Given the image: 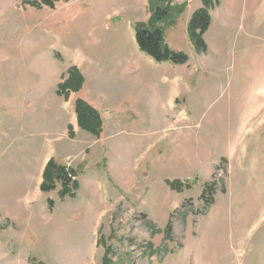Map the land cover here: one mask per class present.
<instances>
[{
	"label": "rangeland",
	"instance_id": "374dc122",
	"mask_svg": "<svg viewBox=\"0 0 264 264\" xmlns=\"http://www.w3.org/2000/svg\"><path fill=\"white\" fill-rule=\"evenodd\" d=\"M51 1L0 0V264H264V0H209L202 53L204 0L160 3L181 66L136 49L153 0Z\"/></svg>",
	"mask_w": 264,
	"mask_h": 264
},
{
	"label": "trees",
	"instance_id": "16d2710c",
	"mask_svg": "<svg viewBox=\"0 0 264 264\" xmlns=\"http://www.w3.org/2000/svg\"><path fill=\"white\" fill-rule=\"evenodd\" d=\"M59 1V0H58ZM156 2L153 11L151 13L150 19L147 24L139 25L135 30V42L138 49L150 57L156 63L168 62L174 65H184L188 62L187 56L183 52H176L168 48L164 41L163 28L161 25L166 26L165 20L169 15V8H161L160 3L170 4L172 0H153ZM43 6L49 8L53 7V1L51 0H41L40 2ZM203 8L195 11L191 16L187 33L190 41L192 42L195 51L202 53L205 50V44L203 42L202 36L205 34L210 25V16L208 14V7L210 5L209 0L203 1ZM163 23V24H162ZM72 73L77 70L72 69ZM79 78L77 72L74 74L72 83L65 82L59 85V89H66L70 87L71 89H76L79 85ZM90 108L86 107L83 103H78L76 107V118L78 126L84 130H87L98 135V130L93 127L96 123L98 126L97 116L92 112ZM71 173L75 175L72 170H67L65 166L60 164H55L52 160H49L45 166L43 172V180L40 185V191L43 193H49L54 191L59 187V196L61 197H72L74 191L78 189L75 181H72L68 176ZM179 189L182 188V184H177ZM208 189V188H207ZM211 192V191H209ZM49 203V208L51 209V202ZM108 252L105 250L104 254ZM105 255L103 256V258Z\"/></svg>",
	"mask_w": 264,
	"mask_h": 264
},
{
	"label": "crops",
	"instance_id": "0c3cea01",
	"mask_svg": "<svg viewBox=\"0 0 264 264\" xmlns=\"http://www.w3.org/2000/svg\"><path fill=\"white\" fill-rule=\"evenodd\" d=\"M46 157V158H45ZM54 158V154H53V152H50V153H48L47 154V152H45V154H43V158L41 159V161L44 159V161H43V163H42V165H41V168L44 166V164L48 161V159L49 158ZM60 164H62L63 165V162L62 163H60ZM65 166V165H64ZM41 168H40V170H39V175H40V172H41ZM86 168V167H85ZM75 172H76V174H77V171L75 170V168H72ZM39 175H38V179H39ZM78 175V174H77ZM80 175H78V176H76V180H77V177H79ZM92 181H94V182H97L98 181V178H96V177H94L93 179H91L90 180V182H92ZM39 182L40 183H42L41 182V180L39 179ZM41 197V200H42V196H39V197H37L36 199H39ZM40 200V199H39Z\"/></svg>",
	"mask_w": 264,
	"mask_h": 264
}]
</instances>
